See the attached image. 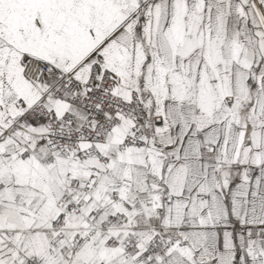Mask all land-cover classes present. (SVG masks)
<instances>
[{
    "label": "snow or ice",
    "instance_id": "snow-or-ice-1",
    "mask_svg": "<svg viewBox=\"0 0 264 264\" xmlns=\"http://www.w3.org/2000/svg\"><path fill=\"white\" fill-rule=\"evenodd\" d=\"M0 264H264V0H0Z\"/></svg>",
    "mask_w": 264,
    "mask_h": 264
}]
</instances>
